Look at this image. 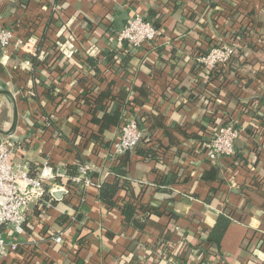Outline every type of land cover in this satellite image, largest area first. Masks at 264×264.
Masks as SVG:
<instances>
[{
    "label": "crops",
    "instance_id": "1",
    "mask_svg": "<svg viewBox=\"0 0 264 264\" xmlns=\"http://www.w3.org/2000/svg\"><path fill=\"white\" fill-rule=\"evenodd\" d=\"M124 12L147 15L162 32L158 41L121 49ZM3 27L24 41L0 44V88L14 94L19 112L14 159L33 173L82 163L92 171L91 183L72 195L46 184L50 207L46 199L29 205L24 232L6 233L21 249L0 264H193L202 242L211 264H264V50L257 46L264 48V0H0ZM68 41L66 54L60 44ZM220 42L242 58L211 79L198 56ZM101 92L121 102L107 129L89 109V94ZM0 102L12 112L9 128L13 101L0 94ZM222 113L240 131L238 156L212 161L201 148L203 129ZM127 117L144 132L122 157L132 191L120 190L118 201L144 206L128 225L99 198V185L114 180V142ZM96 131L107 146L98 147ZM164 177L172 182L159 185ZM221 214L231 223L212 245ZM59 234L63 242L55 241Z\"/></svg>",
    "mask_w": 264,
    "mask_h": 264
},
{
    "label": "built area",
    "instance_id": "2",
    "mask_svg": "<svg viewBox=\"0 0 264 264\" xmlns=\"http://www.w3.org/2000/svg\"><path fill=\"white\" fill-rule=\"evenodd\" d=\"M161 34V30L147 15L135 12L129 17L123 28L117 32L116 37L121 49L124 48L125 44H127L128 49H136L145 44H154ZM69 40L73 41V37H70ZM23 43L22 39L16 38L12 28L3 27L0 29V44L3 48L12 44L17 47ZM66 43L69 41L64 42V44L61 43L60 49L67 54L69 49L65 47ZM235 54L236 46L234 44L220 42L211 46L205 54L199 55L198 62L202 68L213 69L230 62ZM239 133L240 131L235 127L231 118L225 124L211 125L210 135L201 141V148L209 160L231 158L235 154V141ZM143 137L144 132L137 119L127 117L120 126L119 135L114 142V156L133 151L138 147ZM19 146L22 147L23 145ZM16 152L17 144L11 139V136L0 140L1 257L21 249L22 245L17 238L10 237L6 233L10 232V229L16 235L24 232L27 221L26 210L30 204L45 199V194L49 193V190L45 188L47 183H52L53 188H64L67 192L69 188H72L71 185L73 187L76 185L85 186L91 183L92 166L89 163L80 164L75 175H71L70 171L65 168H54L46 165L37 175L32 176L28 162H17L14 159ZM57 180H69L70 184H64ZM50 201V199L45 201L46 207H50ZM63 240L62 234L55 236V241L63 242ZM193 264H211V262L204 257L199 263Z\"/></svg>",
    "mask_w": 264,
    "mask_h": 264
},
{
    "label": "trees",
    "instance_id": "3",
    "mask_svg": "<svg viewBox=\"0 0 264 264\" xmlns=\"http://www.w3.org/2000/svg\"><path fill=\"white\" fill-rule=\"evenodd\" d=\"M229 15L231 16L230 13H229ZM126 46H127V44H126ZM257 46L259 47L258 49L261 48L264 50L263 46H261V45H257ZM241 58H242V53L239 54L238 52H236V54L233 56V58L230 62L223 64L221 66H218L217 68L211 69L210 70L211 79L217 77L216 75H219L221 73H224L223 75H227V71L224 70L225 67L231 66L234 69H237L236 68L237 66L234 63L236 60H240ZM96 65H94V66L96 67ZM95 69L98 71V66ZM200 92H202V91L200 90ZM109 97H110V92H101L99 94H97V93L96 94L95 93L89 94V109L91 111L90 113L92 116L91 120L94 124L100 125L103 129L109 128V126L113 123L114 119L116 117H120V115L122 113L121 112V102H119L118 100H111ZM113 101L114 102L117 101L116 105L114 106V108L111 111H109V108L111 105L110 102H113ZM101 112L104 113V114H102V116H100ZM136 119H137L138 124L140 126V122H139L137 117H136ZM229 119H230V117L228 115H226L225 113H222V115H216V116L212 115L210 118H207V121H209V126H207L203 129V132L206 135V137L208 135H210L211 125H215V124H221L222 125V124L227 123ZM93 135L96 137L95 140L99 143L98 147L107 146L108 142L105 141L103 134L96 131L93 133ZM143 139H144V137L142 138V140ZM151 150L148 151V154L150 153L151 155H153L154 153ZM125 154L126 155L129 154V152H127ZM125 154L119 155L117 158V162L113 166L112 173L114 174V180L113 181H104L99 185V198L109 209L121 210V213H122L123 219H124V223L126 225H128V224L133 223V221L135 220L137 215H139L140 211L142 209H144L143 208L144 206L139 204L135 200L130 201V200L124 199L121 202L118 201L117 195H118V192L120 190H126L127 192L132 191L131 182H129V180L127 179L128 170L126 169V165H125L126 160H122L123 159L122 157ZM237 156L238 155L235 152V154L232 157L236 159ZM29 167H30V173L32 176L38 174L37 171H36V173L32 172L33 167H31V164H29ZM78 167H79V165H76V164L75 165H67V166H65V169L70 171L71 175H75L78 172ZM168 178L169 177H164L163 180L159 181L158 184L164 185L167 183H171L172 180H170ZM57 181L70 184L69 180H65V181L57 180ZM71 187L72 188H69L67 195H72L74 192H76V190H77L76 186L73 187L71 185ZM45 188H46V190H48L47 186H45ZM131 194L133 195V193H131ZM50 198L51 199L54 198V196L51 192L45 194L46 200H48ZM44 207L42 205L41 209H44ZM83 210H84V208H83ZM148 212H149V214H156L158 216L163 214V210L158 211V210L151 208V207L148 208ZM82 215H83V213L80 212L77 215V218H81ZM169 216L171 218L172 217L176 218L175 217L176 215L174 213H169ZM230 223H231V220L227 216H225L224 214L219 215L217 218V221H216L215 225L213 226V228L210 232V235L207 239L208 242L212 245H220V241L223 237V234H224L225 230L227 229V227L229 226ZM195 251L197 254V257H196L197 263H199L200 261L203 260L207 251H210V247H209L208 243L202 242L201 244L196 245ZM210 252H212V251H210ZM170 259H171V261H174L173 257H171Z\"/></svg>",
    "mask_w": 264,
    "mask_h": 264
},
{
    "label": "water",
    "instance_id": "4",
    "mask_svg": "<svg viewBox=\"0 0 264 264\" xmlns=\"http://www.w3.org/2000/svg\"><path fill=\"white\" fill-rule=\"evenodd\" d=\"M128 18H129V13L124 12L123 14L119 16V18H117V21L120 25L123 26L125 24V21L128 20ZM0 94L8 96L13 101V117H12L11 125L8 129L0 127V134L6 135V136H12L16 132L18 122H19V112H18L17 102L15 100L14 94L8 89L0 88ZM56 192L65 193L64 190H59V188L58 190H56ZM1 200L4 201V199H1Z\"/></svg>",
    "mask_w": 264,
    "mask_h": 264
},
{
    "label": "rangeland",
    "instance_id": "5",
    "mask_svg": "<svg viewBox=\"0 0 264 264\" xmlns=\"http://www.w3.org/2000/svg\"><path fill=\"white\" fill-rule=\"evenodd\" d=\"M9 106H7V104L0 102V127L7 129L9 122L11 120V116H10V120L7 121V118H9L8 114L12 113L9 112ZM1 139H5L7 138L6 135H0Z\"/></svg>",
    "mask_w": 264,
    "mask_h": 264
}]
</instances>
